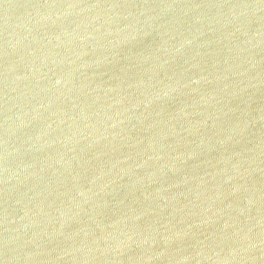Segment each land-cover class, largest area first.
Returning a JSON list of instances; mask_svg holds the SVG:
<instances>
[{"label":"water","instance_id":"obj_1","mask_svg":"<svg viewBox=\"0 0 264 264\" xmlns=\"http://www.w3.org/2000/svg\"><path fill=\"white\" fill-rule=\"evenodd\" d=\"M0 264H264V0H0Z\"/></svg>","mask_w":264,"mask_h":264}]
</instances>
